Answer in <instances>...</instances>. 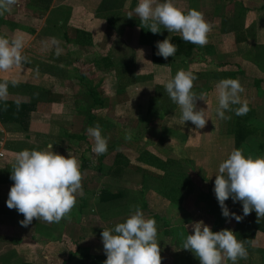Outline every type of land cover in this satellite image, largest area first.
<instances>
[{
  "label": "crops",
  "instance_id": "crops-1",
  "mask_svg": "<svg viewBox=\"0 0 264 264\" xmlns=\"http://www.w3.org/2000/svg\"><path fill=\"white\" fill-rule=\"evenodd\" d=\"M137 3L138 0H126L119 15L113 16L115 21L117 19L115 23L110 20L111 13L100 10L102 0H17L10 11L0 14V37H23L21 54L27 58L26 62L7 72L0 71V82L9 81L7 99H39L30 113L27 128L9 131L0 120V149L6 153L0 160V264H66L65 242L68 243L72 236L76 242L83 240L85 243L93 236L86 232L89 226L83 219L93 210L92 206L98 209L94 210L98 216L99 213H103V217L110 213L113 219L118 218L116 214L128 217L125 211H129L131 204L130 183L133 178H138L135 174L141 175L137 182L141 193L147 185V176H151L159 184L156 193L160 200L163 199L162 204L170 208L180 205L186 197L181 202H174L163 193L165 174L170 171L157 161L158 158L164 163L176 158L168 157L170 143L183 142L185 151L190 154L188 158L194 157L192 152L199 155L200 160L205 157L206 145L213 146L214 153H207L206 159H215L216 166L236 148H244V155L250 150L252 156H262L254 143L264 142V0H173L181 9L202 12L212 27L206 45L194 44L190 55L170 56L168 64L154 62L156 42L166 37L173 42L174 37H180L179 33H169L162 26L155 34L143 28L134 12ZM85 34H89V38ZM53 39L63 50L58 57ZM178 70L196 77L193 93L197 96L205 94V100L196 98L194 101L196 110L205 112L204 128H196L191 121L184 124L179 106L172 102L163 87ZM225 78L238 79L243 86L244 92L240 96L249 108L246 115L238 116L234 111H225V116L230 119H221L217 115L216 85ZM12 80L19 81L18 85L12 86ZM93 91L102 102L92 98ZM238 107L240 105H231L233 109ZM98 108L108 112L121 110L127 115L125 122L135 124V110L142 112L137 114L140 118L149 112L155 113L152 121L141 122L146 126L137 129L133 136L132 126L127 124L125 127L131 133V139L150 141L148 146H137L140 149L138 153L137 149L133 152L136 153L135 162L130 149L114 151L117 143L118 146L130 143L125 135L116 134L114 122H95L96 116H91L93 122H90L89 118L88 127L99 123L102 135L109 138L108 149L102 155L92 151L94 140L86 130L77 133L68 128L82 112ZM153 122H162V130L154 128ZM248 125L258 131L248 130ZM153 130L157 133H152ZM154 141L160 145V150L156 145L153 148ZM48 144L53 145L54 152L64 156L71 153L77 159L83 177V194L76 195L70 218L59 223L34 218L31 224L22 226L23 214L9 209L6 203L14 183L10 179L11 164L17 152L46 149ZM84 150L88 157L80 154ZM119 154L127 158L128 164L121 176H115L112 170ZM143 155L145 159H141ZM167 166L168 170L172 169L171 164ZM181 175L185 179V175ZM90 183L96 186L92 200L87 198L92 188L88 186ZM105 190L124 193L120 202L122 211L117 213L118 208L112 203L102 205ZM167 200L169 204H166ZM84 227H87L86 231ZM106 228L114 230L111 225ZM169 234L174 237L172 233L161 232L157 238ZM93 237H97V242L101 233ZM158 243L161 260L167 257L171 264H178L175 259L181 264H200L198 258L191 256L192 251L178 248L176 255L168 257L164 253H168L170 247L161 248L160 240ZM90 244L94 246V242L80 248L75 245L78 250L73 255H106L90 251ZM244 245L247 258H238L236 264H264V232L253 233L250 243L244 242ZM77 262L72 259L67 264H79ZM226 264H232V261L228 260Z\"/></svg>",
  "mask_w": 264,
  "mask_h": 264
},
{
  "label": "clouds",
  "instance_id": "clouds-1",
  "mask_svg": "<svg viewBox=\"0 0 264 264\" xmlns=\"http://www.w3.org/2000/svg\"><path fill=\"white\" fill-rule=\"evenodd\" d=\"M17 0H0V14L10 11ZM140 19V25L152 33H159L161 26L169 33H179L180 38L195 45L204 46L208 42L211 23L202 12L196 9H181L173 0H138L134 9ZM129 18L132 14L129 13ZM55 55L62 54L58 42ZM23 37L12 39L0 37V71L7 72L14 66L26 62L22 56ZM156 54L164 59L174 57L176 45L170 37L156 42ZM196 77L184 70L176 74L163 85L169 98L179 106L181 120L191 121L196 128H204L207 122L203 109L196 110L195 99L205 100V94L197 96L192 92ZM19 81L12 80V86ZM9 81L0 82V100L8 94ZM218 98L217 115L221 119H230L225 111H234L243 116L249 111L247 102L241 101L244 88L238 79H221L216 85ZM19 107L20 101H16ZM231 105H240L231 108ZM87 133L94 140L92 151L97 155L108 149V137L102 135L101 126L96 123L87 128ZM125 139H131V133L125 132ZM82 173L79 162L71 153L68 156L53 151V145L46 149H24L17 152L11 164L10 187L6 201L9 209H16L23 214L22 226L32 223L33 219L47 223H59L76 205V195L83 194ZM211 178V177H209ZM214 193L224 217H234L237 222L243 216L255 210L257 220L264 218V156H245L239 148L233 149L219 164L215 173ZM241 202L243 216L230 213L225 201ZM192 234L182 241L185 250H191L200 264H236L238 258H247L244 242L237 239L230 229L212 231L203 221L194 222ZM106 260L103 264H161L160 247L157 241V225L154 218H146L139 206L130 212L124 222L113 229H103L101 233Z\"/></svg>",
  "mask_w": 264,
  "mask_h": 264
},
{
  "label": "rangeland",
  "instance_id": "rangeland-1",
  "mask_svg": "<svg viewBox=\"0 0 264 264\" xmlns=\"http://www.w3.org/2000/svg\"><path fill=\"white\" fill-rule=\"evenodd\" d=\"M24 19L28 20L26 18ZM82 113L83 114L79 119L74 120L75 122H71L70 127L68 126L70 130H74L77 133L83 132V130H87L89 120H90L89 118H91V116H94V117L96 116L95 122H114V125H113L114 130L116 134L119 133L120 134L119 136L121 137L125 135V132L127 131V129L125 128L127 127L126 126L127 124L129 125V127L132 126L130 131L132 132V136H133L135 132H137V129L141 130V127L144 128V126H146V124L141 123V122H150L153 120V116H155V113L149 112V114H146L144 118H140V116L137 115L140 112L135 110V112H133L135 119L137 121V123L135 124V122H125L127 115L126 113H123L121 110L120 111L114 110L112 112H108V111H102L100 110V108H98L97 110H92V112L85 111ZM108 116L111 119H108ZM152 124L155 126L154 128L157 129V128H161L162 122H156V123L153 122ZM247 129L248 130L251 129L255 132L258 131L256 127H251V125H248ZM159 130H162V128ZM154 132L157 133L155 130H153L152 133ZM167 138H169V140L173 142V138L169 136ZM136 139L137 138H134V139L132 138L131 140H129L130 143H126V144L124 143L122 144L123 146L122 145L118 146V143H117L116 147L114 148V151L117 152V150L122 149V148L126 151L131 150L132 160H133L136 157L135 156L136 153H138L140 149L137 146L139 147L141 145L148 146L150 143V141L146 142L142 138L141 140H139V142L135 141ZM175 139L177 138L175 137ZM75 143L76 142L73 143L74 146L76 145ZM84 144H87V143H84ZM88 144H90V142H88ZM91 144H94V143H91ZM173 144L170 143L168 145V148L170 149V152H168L169 154L168 157L169 158L172 156L176 157L175 159H172L171 161H169L170 164L172 165V169H170V171L174 174L176 173L179 175L182 173L185 175L186 182H185V185H183L185 186V190L184 191L182 190L181 192L182 199L186 197L185 200L177 207L170 208L169 206L168 207L164 206L161 202V200L163 199L160 200V197L156 193V190L159 189L158 188L159 184L157 182H154L155 180L152 179L151 176H147V179H146L147 185H145V187L143 186V193H141L140 190H138V186H137L138 178H140L141 175L135 174L134 176L138 178H133V182L130 183V189H131V194H132L130 197L131 204L129 207V211H125V212H128L126 214H130V212L135 211V206H139L146 218L155 219L156 225H157V236L158 237L161 232L163 233L169 232V233L174 234V237H171V235L169 234L166 236H170V237L165 236V237L157 238V241L160 240L161 248L170 247V249L167 251L168 253H164V254H167L168 257L171 255L173 256L176 255V252L178 251L176 249L182 247V241L186 238L188 234H192L193 232L192 225L194 222L203 221L204 224L208 225L211 228V230L214 232L220 231L222 229H230L235 234H236V230L239 224V222H237L234 217H231V216L224 217L222 215V210L216 199L213 189H214L215 173H216V169L218 170V166H216L214 163L215 159H210V158L206 159L207 153L208 154L214 153L215 149H213V146L206 145L207 146L206 153L202 161L200 160L201 158L199 155H195L192 152H191L192 157L193 156L194 157L192 159L191 158L189 159L188 156L190 154H188V152L185 151L186 147L184 148L183 142L182 143L177 142L176 144H174L175 146ZM152 145H153V148L156 145L158 147L157 149L160 150V145L158 146L155 141L152 143ZM171 146H174V147L171 148ZM254 146L260 151L258 153H261V155L264 156V142H259L257 144L254 143ZM135 149H137V151ZM243 150L245 149L243 148L242 151ZM134 151H136L135 155L133 153ZM80 154L84 157H88L87 151L85 150L81 151ZM248 155H251L250 150L248 151L247 154H245V156H248ZM135 161L136 160H133V162ZM176 163L177 165H175ZM90 184L91 185H88V186L92 188L87 198L89 199L91 198L92 200L93 191L96 189V186L93 183H90ZM141 195L143 197L147 196V198L142 197L143 198L142 199ZM225 203L227 207L229 208L230 213H236L237 215L242 214L243 206L241 202L239 201L233 202L232 198L229 197V199L226 200ZM166 204H169L168 200ZM117 208H118V210H116L117 213L122 211L120 210L121 204ZM92 209L93 210L89 211L88 216L86 214V216L83 217V219H84V224L85 222H88V226H89L88 227L89 231H86L87 227H84V230L86 232H91L93 236H95L98 232L102 233L103 229H108L106 228V226H110V224L112 223L111 221H114L121 216V215L119 216V214H116L117 215L116 217L118 218H115V219H113L114 216L110 215V213L107 214L105 217L102 216L103 213L102 214L99 213V216H98L97 215L98 212H95L98 209L95 206L94 207L92 206ZM95 215L98 216L97 219ZM93 236L91 238H89L90 237L89 236L88 240H86L85 243L82 242L83 240L82 241L77 240L76 242V240H74L71 236V238L68 239V243L65 242V248H66L65 256L68 257V259L65 260V263L67 264L68 261L71 262L72 259H76V261H78L79 264L83 263V256L73 255V252L78 250L76 246H78L79 248L80 246L86 247L87 244L94 242V244H92L94 246H91L90 244V248L92 247L90 251H92L93 253H96V252L105 253L102 238L100 237V239L97 242H95L97 237H93ZM74 242L76 243L75 244L76 246L73 244ZM188 251H191V250H188ZM82 254H83V251H82ZM191 256H193L194 258H197L194 255V253ZM175 260L176 262H178V264L182 263V262L177 261L178 259H175ZM161 262L171 264V261L167 257L163 258Z\"/></svg>",
  "mask_w": 264,
  "mask_h": 264
},
{
  "label": "trees",
  "instance_id": "trees-1",
  "mask_svg": "<svg viewBox=\"0 0 264 264\" xmlns=\"http://www.w3.org/2000/svg\"><path fill=\"white\" fill-rule=\"evenodd\" d=\"M117 1L118 0H102V4L100 6V10H104V12H109L112 14L110 18V20H112V23L117 22V19L115 21L113 18L119 15L120 9L123 8L126 0H121L120 3H118ZM85 35L89 38V34ZM173 43L177 47V51L175 54L184 53V55H190L194 46V44L187 43L178 36L173 38ZM156 52L157 49H154L153 60L155 63H170V57H168V59H164L162 56L157 55ZM34 96H37L36 93H34ZM91 96L95 101H101L100 96L95 91L92 92ZM38 100L39 99L37 97H33L30 101L13 100L7 98L5 100H0V120L4 127L9 131H21L27 128L29 124L28 119L30 113L36 107ZM16 101H20L19 107H17ZM91 122H93V118H91ZM145 158L146 156H141V159ZM149 161L152 160L150 159ZM157 161L161 162L160 165H165L164 168L166 171H170V169L168 170L167 165H170L169 161L171 160L162 163V161L157 158ZM127 164V158L124 155L119 154L113 166V175L121 176L124 173ZM164 182L165 190L163 191V193L166 195V197L174 202H181V192L183 189H185V186L183 185H185L186 179H183L181 174H174L170 171L165 174ZM123 196L124 193L121 191L112 192L111 190H105L101 199L102 205L112 203L115 207H118ZM126 218L127 216L125 218L119 217L118 219H116L117 221L114 220L110 225L115 228L116 224L124 222ZM257 231L264 232V218H260L258 222L256 212L255 210H253L249 215L243 216V219L239 222L238 228L236 230V236L241 241L250 243L252 234ZM106 258L107 257L104 254L83 255V264H103Z\"/></svg>",
  "mask_w": 264,
  "mask_h": 264
},
{
  "label": "built area",
  "instance_id": "built-area-1",
  "mask_svg": "<svg viewBox=\"0 0 264 264\" xmlns=\"http://www.w3.org/2000/svg\"><path fill=\"white\" fill-rule=\"evenodd\" d=\"M5 156H6L5 151H3V150L0 149V160L4 159Z\"/></svg>",
  "mask_w": 264,
  "mask_h": 264
}]
</instances>
